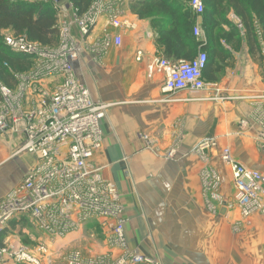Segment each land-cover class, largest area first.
Wrapping results in <instances>:
<instances>
[{
	"label": "crops",
	"instance_id": "obj_1",
	"mask_svg": "<svg viewBox=\"0 0 264 264\" xmlns=\"http://www.w3.org/2000/svg\"><path fill=\"white\" fill-rule=\"evenodd\" d=\"M172 2L180 7L174 13H149L141 10L146 0H122L120 26L112 25L111 12L105 11L86 36L71 25L79 57L74 73L106 108L104 139L93 163L122 193L127 248L152 260L141 264H264V213L247 218L238 207L227 209L212 198L203 174L218 175L214 190L227 201L236 199V189L222 149L229 147L237 162L264 173L263 29L256 21L255 29H247L228 0L222 16L208 11V19L196 14L190 0ZM207 21L218 26L208 31ZM201 51L209 56L208 86L194 93L166 92V73L151 67L162 58L192 60ZM59 81L57 76L42 84L51 93ZM33 85L25 96L28 107L41 99ZM24 140L16 130L0 136V200L34 166L33 154L19 152ZM202 141L210 146L197 150ZM92 222L55 244L62 249L85 242L90 225L104 227L102 219ZM10 226L1 245L16 242L13 229L14 234L26 230L17 221ZM106 231L92 228V247L118 255Z\"/></svg>",
	"mask_w": 264,
	"mask_h": 264
},
{
	"label": "built area",
	"instance_id": "obj_2",
	"mask_svg": "<svg viewBox=\"0 0 264 264\" xmlns=\"http://www.w3.org/2000/svg\"><path fill=\"white\" fill-rule=\"evenodd\" d=\"M121 1L94 0L85 14H75L70 22L64 20L60 23L63 27L58 23L61 35L56 47L44 46L12 33L5 35L4 43L10 50L31 56L36 61L27 73H16L19 79L16 89L0 80V136L8 131H20L25 137L21 151L33 154L36 162L23 181L0 200V235L12 219L25 214L32 215L44 233L60 237L82 224L102 219L108 226L112 243L121 248L126 246L122 195L113 182L103 178L101 168L92 160L103 143L101 123L106 108L94 102L90 90L74 73V62L79 57L71 32L73 24L84 36L90 34L105 11L111 12L112 25L120 26L122 21L117 5ZM190 7L199 16L206 12L204 0H190ZM69 8L74 7L70 4ZM194 32L197 36L201 34L199 27ZM115 41L122 43L120 36ZM97 50L95 47L94 51ZM208 59V54L203 51L188 61L162 58L151 70L155 68L166 73L163 84L166 92L188 89L194 93L208 86L204 78ZM57 76L61 80L50 93L42 82ZM32 85L41 99L29 103L28 107L25 96ZM260 111L264 115V104ZM201 144L197 150L210 146L206 141ZM170 155L172 151L168 152ZM221 159L231 167L236 199L226 201L219 195L216 191L219 177L213 171L203 173L207 189L212 190V198L229 208H240L247 218L254 213H264V173L237 162L229 147L222 150ZM47 251L45 245L35 251H29L26 246L0 247V262L42 264L37 254ZM147 262H150L148 256L128 252L118 264ZM70 264H84L80 254L74 255Z\"/></svg>",
	"mask_w": 264,
	"mask_h": 264
},
{
	"label": "trees",
	"instance_id": "obj_3",
	"mask_svg": "<svg viewBox=\"0 0 264 264\" xmlns=\"http://www.w3.org/2000/svg\"><path fill=\"white\" fill-rule=\"evenodd\" d=\"M68 1L79 15H83L94 0ZM228 2L241 14L247 29H255V23H258L264 32V0H228ZM204 4L206 12L203 15L213 11L212 13L222 16V11L227 8L226 0H204ZM56 5L51 0H0V80L6 86L12 88L16 85L18 82L16 73L30 69L34 61L31 56H22L10 50L4 43L5 33L10 32L15 36H23L30 41L42 43L44 46L55 47L61 35ZM177 8H180L179 5L175 6L172 0H146L141 10L149 13L155 11L174 13ZM216 26L218 25L210 26L208 23L207 30H213Z\"/></svg>",
	"mask_w": 264,
	"mask_h": 264
},
{
	"label": "rangeland",
	"instance_id": "obj_4",
	"mask_svg": "<svg viewBox=\"0 0 264 264\" xmlns=\"http://www.w3.org/2000/svg\"><path fill=\"white\" fill-rule=\"evenodd\" d=\"M67 3H69V1L65 0L62 3H59L55 6V8L59 14V19H60L59 24L62 22V20L64 21L66 19H69V21H71V19H73L75 17V14H78V12L75 8L68 11L67 9H70V8L66 7ZM60 25L63 27L62 24H60ZM71 32H72V28H71ZM33 61L35 62L36 59H33ZM60 80H61V78H60ZM18 81H19V79H18ZM17 84H18V82H17ZM17 84H16V86L15 85L12 86V88L16 89L18 87ZM22 145H20L19 147H22ZM19 150L21 151V148ZM20 154H28L29 155L31 153L30 152L28 153L27 151H21ZM33 162L35 163L36 161L34 160ZM225 165H227V164H225ZM228 167L231 168L230 166H228ZM120 194L122 195L121 192H120ZM229 200L234 201L235 199H227V201H229ZM116 202L118 205H120L118 200H116ZM122 206L124 207V204H122ZM225 207L227 209L229 208V206H227V205H225ZM124 209L126 211V207ZM237 209L240 211V208H237ZM16 221H17V223L19 222V225H21V224L25 225L26 228H24V229H26V230L23 231V229H22L18 233L14 234L12 232L14 230L12 227L13 230L11 231L10 235L11 236H15V235L17 236V234H18L16 242L15 243L6 242V243H3L2 245L0 244V247L12 249V248H18L21 246H26L29 249V251H32V250L35 251V250H37L38 247L45 245L46 248L48 247V251L41 253V254H37L39 256V258L41 259L42 264H70V259H72V257H74V255H76V254H80V256L82 258V262L84 264H118V261H120L123 258V256H125L128 252L137 253L134 251H130L127 248V244L123 248H121L120 246H116V248H118V251H119L118 255H115L112 252L106 253V252L94 251V248L92 247L93 242H94V236H93V232H91V230H92V228L94 229V226L96 225V229L98 230V232L101 231L104 235V230L106 229L108 231V232L106 231L107 236H109V229H108V226H106V224H103V226L105 227V229H104V227H102L99 223L94 222V224L90 225L91 227L89 226V229L86 231L88 234H86L87 236L85 238V240H86L85 242L83 241L84 240V237H83L82 238L83 242H81V244H79L77 246H70V247H65V248L61 249V247H57L58 244H55V241L58 240L56 238H60V236L50 235L48 233H44L42 228L40 227V225H38L37 221L35 220V218L32 215L25 214V215L16 216V218L12 219L9 222V224H8L9 227H7L6 230H8L11 227L10 226L11 223L16 222ZM85 226H88V224ZM3 232H5V231H3ZM41 232L44 233L46 235V237L48 236L47 240H45V238ZM89 232H91V233L89 234ZM95 232H97V231L95 230ZM30 235L33 237L32 240H31ZM119 248H121V249H119ZM138 253H140V252H138ZM237 256L239 257V253H237ZM151 261L152 260L150 259V262ZM150 262H147V263H150ZM0 264H2V262H0ZM3 264H30V263H27L24 261L23 262H13V261L7 260Z\"/></svg>",
	"mask_w": 264,
	"mask_h": 264
},
{
	"label": "water",
	"instance_id": "obj_5",
	"mask_svg": "<svg viewBox=\"0 0 264 264\" xmlns=\"http://www.w3.org/2000/svg\"><path fill=\"white\" fill-rule=\"evenodd\" d=\"M51 1H52L53 3L59 4V3H62L63 1H65V0H51ZM66 7L69 8V7H70V4L67 3V4H66Z\"/></svg>",
	"mask_w": 264,
	"mask_h": 264
}]
</instances>
